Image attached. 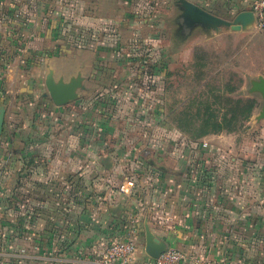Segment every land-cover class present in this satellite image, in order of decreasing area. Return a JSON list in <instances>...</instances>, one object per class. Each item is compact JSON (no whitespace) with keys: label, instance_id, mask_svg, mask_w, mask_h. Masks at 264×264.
<instances>
[{"label":"crops","instance_id":"crops-1","mask_svg":"<svg viewBox=\"0 0 264 264\" xmlns=\"http://www.w3.org/2000/svg\"><path fill=\"white\" fill-rule=\"evenodd\" d=\"M189 1L227 20L252 2ZM99 2L108 3L0 0V264L92 260L132 229L135 264H151L146 226L183 250L184 264L194 258L264 264L260 95L247 94L257 105L245 132L197 139L173 127L164 106L172 40L182 45L197 30L251 28L195 25L179 33L182 7L175 0L180 37L173 39L163 12L143 19L144 37L134 34L135 12L109 11ZM63 38H84L85 46L71 52ZM49 73L65 82L81 76L78 97L54 104L45 85ZM128 181L127 193L120 187Z\"/></svg>","mask_w":264,"mask_h":264},{"label":"rangeland","instance_id":"rangeland-1","mask_svg":"<svg viewBox=\"0 0 264 264\" xmlns=\"http://www.w3.org/2000/svg\"><path fill=\"white\" fill-rule=\"evenodd\" d=\"M106 1L108 2L106 5H100L99 2L98 7H108L109 11L117 7L122 13L131 15L135 12L138 15L136 23L139 24L140 29L138 34L134 33L135 35L149 37L148 31L141 28L145 23L143 19L148 18V14L160 15L162 12L168 14V22L172 23H169L172 36H178L173 39H178L181 35L176 34L177 24L174 19L178 11L175 0ZM198 1L208 7L211 2V0ZM78 20L77 18L76 21ZM149 23H153L152 17ZM152 28L156 35L161 31L160 27V30L157 26ZM197 31L182 45L178 44L179 39L171 41L172 62L168 70L172 75L164 93L166 113L169 114L173 127L193 130L194 133L201 128L202 120L209 115L214 117L211 124L217 120L225 125L226 129L243 133L248 128L250 119L244 118V110L251 101L252 104L257 105L254 97L247 96L248 78L264 73V30L252 26L251 30L245 33L227 31L223 34L210 35ZM60 43L73 52L74 48L75 50L84 48L85 39L74 41L73 38H63ZM165 44L167 43H161V45ZM262 121L264 122V119ZM226 129L223 131H227Z\"/></svg>","mask_w":264,"mask_h":264},{"label":"water","instance_id":"water-1","mask_svg":"<svg viewBox=\"0 0 264 264\" xmlns=\"http://www.w3.org/2000/svg\"><path fill=\"white\" fill-rule=\"evenodd\" d=\"M178 1L182 7L181 17L183 23L188 27L200 25L206 29H214L218 31L222 26L229 27L232 30H240L251 28L254 24V15L251 10L241 11L233 18V20H227L209 12L189 0ZM247 84V94L260 95V111L256 116V120L262 121L264 119V76L257 75L255 77H249ZM45 85L53 103L56 105H63L78 97V90L82 87V78L78 75L65 82L62 79L55 80L53 74L49 73L46 76ZM3 115L4 109H1L0 132L3 123ZM145 237V248L150 255L156 257L168 249L167 244L157 239L148 226L145 228Z\"/></svg>","mask_w":264,"mask_h":264},{"label":"built area","instance_id":"built-area-1","mask_svg":"<svg viewBox=\"0 0 264 264\" xmlns=\"http://www.w3.org/2000/svg\"><path fill=\"white\" fill-rule=\"evenodd\" d=\"M250 10L254 15L253 27L258 30H264V0H252ZM132 185L128 181L126 186L120 188L128 192V187ZM135 230H131V235L124 240H118L110 243L105 251L97 258L92 260L87 258H76L71 264H135V254L137 244L133 239ZM186 254L183 250L176 247H168L166 251L156 256L151 264H184ZM191 264H220L210 262L202 258H194Z\"/></svg>","mask_w":264,"mask_h":264},{"label":"trees","instance_id":"trees-1","mask_svg":"<svg viewBox=\"0 0 264 264\" xmlns=\"http://www.w3.org/2000/svg\"><path fill=\"white\" fill-rule=\"evenodd\" d=\"M241 101V100H239ZM253 101L249 102L248 106L246 107V109L244 110V118L245 119H248L249 116H250V113L251 111L253 110L254 108V105L255 104H252ZM213 115H209V116H206L205 119L202 120V126L201 128L196 131L195 133L193 132V130H187V129H184V128H181L183 129L184 131H186L190 137H192L193 139H197V138H200V137H203L205 135H208L210 133H218V132H221L223 130L226 129V126L225 125H222L221 122H217V120H215V122H212L211 124V121L214 119V117L212 118ZM211 127V129H207V127ZM227 131H232V130H229V129H226Z\"/></svg>","mask_w":264,"mask_h":264},{"label":"flooded vegetation","instance_id":"flooded-vegetation-1","mask_svg":"<svg viewBox=\"0 0 264 264\" xmlns=\"http://www.w3.org/2000/svg\"><path fill=\"white\" fill-rule=\"evenodd\" d=\"M191 27H188L186 26L184 23H183V20H179V23H178V32L181 33V31H186L187 33L190 31Z\"/></svg>","mask_w":264,"mask_h":264}]
</instances>
